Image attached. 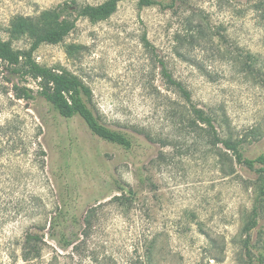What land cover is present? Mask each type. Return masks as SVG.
Returning <instances> with one entry per match:
<instances>
[{
  "label": "rangeland",
  "instance_id": "1",
  "mask_svg": "<svg viewBox=\"0 0 264 264\" xmlns=\"http://www.w3.org/2000/svg\"><path fill=\"white\" fill-rule=\"evenodd\" d=\"M64 1L0 0V37L29 49L13 20ZM34 57L79 76L101 121L133 144L61 116L38 79L0 58V264H264V215L249 238L244 229L260 174L189 125L163 75L165 65L247 156L264 153V0H123ZM55 216L61 240L48 231ZM27 233L45 234L28 258Z\"/></svg>",
  "mask_w": 264,
  "mask_h": 264
},
{
  "label": "trees",
  "instance_id": "2",
  "mask_svg": "<svg viewBox=\"0 0 264 264\" xmlns=\"http://www.w3.org/2000/svg\"><path fill=\"white\" fill-rule=\"evenodd\" d=\"M123 0H105L98 4L86 3L78 5L75 0L64 1L56 7L45 9L37 16H17L12 22V32L15 34H28L33 39L29 49H14L8 40L0 37V58L13 67H21L25 74L39 80L40 94L51 104L52 108L61 116L71 118L80 116L88 128L104 140L118 144L125 148H131L132 138L121 130L111 128L103 123L96 112L93 101V91L79 76L68 70H57L40 64L34 57V51L42 43H59L75 27L79 17H86L92 21H99L110 17ZM141 6L155 3V0H138ZM163 75L189 104V125L206 132L208 141L213 146L223 144L232 151L239 163L255 169L260 174L262 183L255 196L249 220L245 225V232L250 237V231L259 223V218L264 215V153L256 157L246 155L242 146V140L229 136H223L216 125V118L209 109L199 106L192 100L191 91L180 80L173 77L163 65ZM31 97L30 94H19V97ZM259 176V177H260ZM61 213V211H60ZM58 226L57 217L51 220V229L60 234L64 239V231L54 230ZM45 234L27 233L23 245L25 257L36 256L41 251V243ZM69 242L66 243V245Z\"/></svg>",
  "mask_w": 264,
  "mask_h": 264
}]
</instances>
